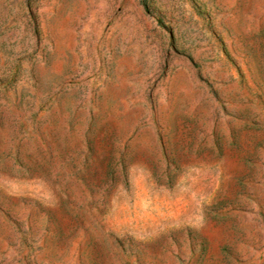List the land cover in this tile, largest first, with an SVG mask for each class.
I'll use <instances>...</instances> for the list:
<instances>
[{
	"label": "rangeland",
	"instance_id": "1",
	"mask_svg": "<svg viewBox=\"0 0 264 264\" xmlns=\"http://www.w3.org/2000/svg\"><path fill=\"white\" fill-rule=\"evenodd\" d=\"M0 264H264V0H0Z\"/></svg>",
	"mask_w": 264,
	"mask_h": 264
}]
</instances>
